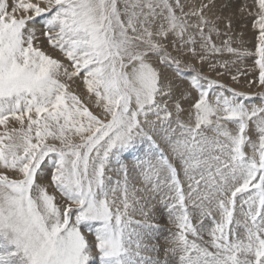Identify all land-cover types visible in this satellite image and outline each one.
<instances>
[{
	"label": "snow or ice",
	"instance_id": "1",
	"mask_svg": "<svg viewBox=\"0 0 264 264\" xmlns=\"http://www.w3.org/2000/svg\"><path fill=\"white\" fill-rule=\"evenodd\" d=\"M185 7L0 0V126L19 125L0 134V169L17 176L0 172V264H264V93L249 104L185 59L254 55L264 85V0L240 9L258 29L254 53L213 42L208 4Z\"/></svg>",
	"mask_w": 264,
	"mask_h": 264
},
{
	"label": "rangeland",
	"instance_id": "2",
	"mask_svg": "<svg viewBox=\"0 0 264 264\" xmlns=\"http://www.w3.org/2000/svg\"><path fill=\"white\" fill-rule=\"evenodd\" d=\"M185 11H189L192 8L199 9L203 4H208L209 7L204 9V14L208 18L209 21H216L220 32L225 36L221 41L217 43L218 47H223V40L231 37V47L237 49L238 51H247L253 52L255 51V45L257 43L256 36L258 35V29H254L252 27L254 17L249 16L247 11L241 12L240 9L248 5L249 10H258L253 9L254 0H185ZM215 5L214 7L212 5ZM229 11L228 16L224 17V14ZM232 13V14H231ZM238 13V14H237ZM223 15V16H222ZM230 16V17H229ZM219 17V19H217ZM227 18H231V31L225 35L227 32L226 24ZM191 22L195 23L196 18L192 17ZM231 34V35H230ZM238 40V41H237ZM233 44V45H232ZM40 46L48 52V54L52 55L54 58L63 59L60 53L54 51L46 45L43 41V37L40 38ZM47 48V50H46ZM199 45H197V51H199ZM186 63L193 65V67L198 70L201 75L207 76L209 79L217 80L220 83L224 84L226 88H232L237 92H242L252 97L253 99L249 101V104H255L260 106L261 104V94L264 93V85H260L258 82L259 70L256 68L254 64L255 56H243L237 57L233 54H229L226 51L220 53L219 55L211 56L208 61L204 62L202 65L195 58L186 57ZM67 65V61H63ZM225 63L226 67H217L215 70L209 68L210 63ZM183 71L188 72L189 69H184ZM218 73H223V75H218ZM237 76L238 80H233L232 77ZM189 77L184 76L176 79V84L183 89H187L190 87L188 84ZM183 81V83H181ZM247 81V83H246ZM71 84V90L73 93L82 98V101L85 105L92 111L94 114L99 112L100 109L96 107L95 98H89L86 89L83 87L82 80L76 78L74 82H69ZM244 83V84H243ZM241 85V86H240ZM244 85V86H243ZM244 87V88H243ZM192 95H196L193 91L188 94V99H191ZM190 107L188 103L184 104V108L187 110ZM185 122H188V117H184ZM194 123V122H193ZM8 125V126H7ZM6 126H0V134L5 131H10L12 128L18 126L14 122H9ZM17 128V127H16ZM207 135H211V133H206ZM248 155H251L250 149H245ZM130 159V158H129ZM127 162V161H126ZM131 167V166H130ZM0 172H4L10 176V178L15 179L17 176L13 173L5 172V170L0 169ZM111 176L112 180L115 181L117 176L115 171H111L108 173ZM181 178L183 179V174L181 173ZM130 188L139 189L141 184L137 182L135 178L130 176ZM185 189L187 188V184L185 183ZM49 194H55L57 197V202H61V198L58 193H53L51 188L48 189ZM139 195V193H137ZM158 215L157 220L161 226L162 233L164 235L167 234L168 230L171 226L168 224L167 214L163 212L162 208L157 205ZM132 219L134 221L141 220V217L138 214L133 215ZM163 225V226H162ZM174 230V229H173ZM92 239V237H89ZM207 239V236H205ZM161 244H163V240H161Z\"/></svg>",
	"mask_w": 264,
	"mask_h": 264
},
{
	"label": "bare ground",
	"instance_id": "3",
	"mask_svg": "<svg viewBox=\"0 0 264 264\" xmlns=\"http://www.w3.org/2000/svg\"><path fill=\"white\" fill-rule=\"evenodd\" d=\"M182 2H184L185 3V0H182ZM228 13H229V11H227L225 14H224V17H227L228 16ZM232 14V13H231ZM238 14V13H237ZM223 16V15H222ZM230 17V16H229ZM223 33V32H222ZM221 33V35H220V37L219 38H217L215 35H213L212 36V40H213V42L217 45V43L219 42V41H221L223 38H225V36L223 35ZM231 35V34H230ZM238 41V40H237ZM223 42V41H222ZM233 45V44H232ZM46 50H47V48H46ZM246 83H247V81H246ZM244 84V83H243ZM241 86V85H240ZM244 86V85H243ZM244 88V87H243ZM8 126V125H7ZM6 126V127H7ZM17 128H18V126H16ZM163 226V225H162ZM166 231H168V230H166Z\"/></svg>",
	"mask_w": 264,
	"mask_h": 264
}]
</instances>
